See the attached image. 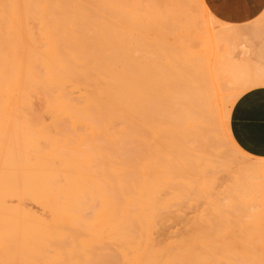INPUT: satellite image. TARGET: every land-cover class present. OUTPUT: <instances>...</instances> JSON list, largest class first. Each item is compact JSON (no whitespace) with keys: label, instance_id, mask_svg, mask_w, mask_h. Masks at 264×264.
I'll use <instances>...</instances> for the list:
<instances>
[{"label":"bare ground","instance_id":"bare-ground-1","mask_svg":"<svg viewBox=\"0 0 264 264\" xmlns=\"http://www.w3.org/2000/svg\"><path fill=\"white\" fill-rule=\"evenodd\" d=\"M160 3L0 0V264L234 263L220 212L212 244L205 209L190 216L188 255L150 233L169 175L197 187L196 151L213 144L221 99L202 52L215 32L189 21L186 4L166 14ZM187 120L192 143L178 131ZM239 197L238 247L264 264V211Z\"/></svg>","mask_w":264,"mask_h":264},{"label":"rangeland","instance_id":"rangeland-1","mask_svg":"<svg viewBox=\"0 0 264 264\" xmlns=\"http://www.w3.org/2000/svg\"><path fill=\"white\" fill-rule=\"evenodd\" d=\"M158 3H160L161 7L165 9L166 14L172 13L174 10H178L177 5L180 4L183 5V3L186 4L185 6L187 7L184 6V9L185 12L187 10V18L189 21L190 19L191 22L192 20L195 21L198 17L197 20L199 21L196 20L197 22L195 21V23L199 24V22H201L199 26H201L202 29L205 30L206 28L207 30V28H212L211 30L215 32V38H216L215 46L212 48L210 46V43H208L205 48L202 47V49H206V50H202V52L203 55H205V58L207 57L204 61V63H207V65L206 64L204 65L205 68H207L209 81L211 82L212 86L219 92L221 99L218 101L216 110L214 112L215 114L214 125L217 131H215L216 133L215 136L213 137L214 139L213 144L211 145L207 144L208 147H205L206 145L203 147L200 146L196 151L198 155L200 154L199 155L200 173L197 179V183L195 182V184H197L196 185L197 187H195L196 189L195 188L192 189L193 186L195 185H192L194 183H189L190 179L187 177L186 174H184L183 177L184 179H182L183 181H181V183L179 184H177V181L174 180V176L172 177L171 175H169L168 180L170 181H167L169 186L167 185L168 187L166 188L165 186H162L163 188H161L162 190H160L161 194H163L162 197L166 198V200H168L167 198H169V201H167V203L169 202V204H166V206L161 207L159 209H157L156 207L154 208L152 207L149 210L148 217H149V221H151V224L149 225L150 233L157 243L161 245H169L172 250L173 249L176 250L180 242L183 246V249L185 246L186 255H188L187 248H189L190 243L193 244L196 243V239H197L194 237L193 232L189 235L188 225H189L190 216H193L195 214L196 209L198 210H201L202 208L205 209L204 214L207 217V222L205 224L203 223L204 226L203 228L205 229L204 231L205 242L208 244H212L215 235V229L217 226L216 219L220 212L222 214H225L223 215L226 216L224 217L225 218L224 220L228 225V226L226 225L227 227L226 235L229 236L228 238L226 236L227 239L225 238L226 245H228L227 247H229L230 244V248H227L229 250L227 251V253L230 254L228 255L229 257H227L229 258L228 261L229 263L234 261L233 264H240V259L242 258L241 261L242 260L245 261V259L241 255L242 249L238 247L242 245H240L241 226H240V218L238 217L239 214H237L239 213V211H237L238 210L237 196H239L240 194L239 197L240 200L243 197L255 198L257 204H259L264 211V161H261L263 164L259 167L253 166L255 162L260 160H257L255 156H252L247 152H245L244 150H242L241 147H239L236 142L233 143L232 141L233 136L232 134L231 135L229 134V128L227 122L228 115L226 114V111L231 112L232 107L238 96L242 93V90H237L232 84L229 83L230 82L229 79H227L226 76L220 72L218 68V62H216L217 47L218 44L221 42V36L226 31L225 29H227V26L220 23V21L218 20L215 21L213 15H212L213 17H210L211 16L210 12H209L210 14L205 12L207 6L204 0H158ZM202 9H204V12H202L203 11ZM207 9L206 11L208 12ZM207 14L209 15L208 17ZM171 15H166V16H171ZM168 20L171 21L172 18L169 17ZM258 31H259L258 32L259 35L257 37L249 35L248 38L244 40L242 39V40H237L236 42L235 41L231 42L232 44L230 47H232V53L234 54L236 59L239 60L243 58L244 53L246 51L247 54L252 52H260L262 51V49H264V27L261 23L259 24ZM222 44H224L223 49L224 51H226L227 44L225 43ZM215 68L221 74L223 78L222 81L221 80L216 81V75L214 73ZM40 106H41V102L37 101L36 107L41 108ZM45 120L46 122L50 121L48 118ZM183 121H186V118L185 120L183 119ZM181 124L180 126L182 127ZM190 127H191L190 121L187 120V123H184L183 127L179 128L178 131L179 133L180 131H182L181 135L183 137L187 136L186 137L187 140H189V142L192 143V141H190L189 139L191 138L190 134H192V129ZM186 150L191 153L190 155H194L192 153L193 151L192 152L190 151L188 145L186 146ZM171 164L168 165L169 168L168 170L173 171L174 167ZM173 182H176V184ZM172 184L174 185L173 187L171 186ZM176 185L177 186L180 185L178 187L179 189L177 188ZM198 190L200 193L198 192ZM179 191L182 193L183 198L176 197ZM241 191L242 192L247 191L248 192L247 197ZM172 193H175V195L174 194L172 195ZM221 200H224L223 201L224 204L223 203L220 204L222 202ZM230 202L231 204L233 203L231 209L227 207L228 206L227 204H225V203H229L230 205ZM196 203H198V205ZM223 207L224 210L222 209ZM33 208L39 211V208L37 206L33 205ZM232 210L235 211L233 212ZM223 211L226 213H228V211L229 212L232 211L231 212L232 214L229 213V215L228 214L226 215V213H223ZM233 215H237V216H233ZM228 223L232 225L229 226ZM228 230H231L232 233L230 231L228 232ZM227 232L230 234H228ZM227 240H230V242L232 243L228 241L229 243L227 244ZM233 248L234 249L239 248L240 250L236 249L235 251L233 250ZM238 251L239 254H237ZM243 261L242 263H244ZM114 264H123V262L122 260H116ZM178 264H190V261H187V256H186V260L183 263H178ZM244 264H246V261Z\"/></svg>","mask_w":264,"mask_h":264},{"label":"crops","instance_id":"crops-1","mask_svg":"<svg viewBox=\"0 0 264 264\" xmlns=\"http://www.w3.org/2000/svg\"><path fill=\"white\" fill-rule=\"evenodd\" d=\"M204 2L210 13L227 26L217 47L218 68L230 84L242 90L231 110L230 132L242 150L264 158V49L248 55L246 51L238 60L230 47L232 41L259 35V24L264 27V0ZM222 43L227 44L226 51Z\"/></svg>","mask_w":264,"mask_h":264}]
</instances>
